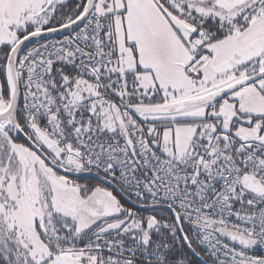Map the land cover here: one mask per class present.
<instances>
[{
    "label": "snow or ice",
    "instance_id": "6c2138e0",
    "mask_svg": "<svg viewBox=\"0 0 264 264\" xmlns=\"http://www.w3.org/2000/svg\"><path fill=\"white\" fill-rule=\"evenodd\" d=\"M0 264H264V0H0Z\"/></svg>",
    "mask_w": 264,
    "mask_h": 264
}]
</instances>
